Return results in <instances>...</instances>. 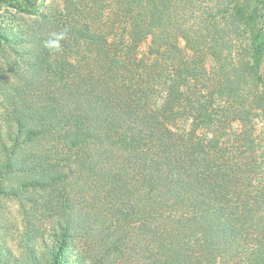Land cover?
Masks as SVG:
<instances>
[{
	"label": "trees",
	"instance_id": "obj_1",
	"mask_svg": "<svg viewBox=\"0 0 264 264\" xmlns=\"http://www.w3.org/2000/svg\"><path fill=\"white\" fill-rule=\"evenodd\" d=\"M179 1L0 22V197L50 226L0 264H264V81Z\"/></svg>",
	"mask_w": 264,
	"mask_h": 264
},
{
	"label": "rangeland",
	"instance_id": "obj_2",
	"mask_svg": "<svg viewBox=\"0 0 264 264\" xmlns=\"http://www.w3.org/2000/svg\"><path fill=\"white\" fill-rule=\"evenodd\" d=\"M124 1L125 4L130 2ZM178 3L180 27L203 26L208 30L207 39L213 38L219 43H227L234 59H256L264 81V0H180ZM67 6L74 9L67 18L71 23L77 22L80 25L86 22L87 15L96 16L109 8L118 10L122 3L121 0H0V22L7 31L21 34L25 30L33 29L40 15H48L50 18L54 15L59 19ZM166 14L173 17L174 8L170 7ZM97 19L99 18L93 21ZM212 33L215 36L212 37ZM179 43L184 46L183 36H179ZM207 55V59H212ZM34 195L40 196V192ZM48 214L38 205L26 203L22 207L16 199L0 197V243L10 248L14 258L24 261L26 256L23 244L29 226L36 229L34 246L38 249H43L39 245L43 231V239H49L50 232H46L50 227ZM129 254L127 252L124 256H118L117 260L109 264H141L136 258L128 260ZM85 259L74 253L67 263L85 264Z\"/></svg>",
	"mask_w": 264,
	"mask_h": 264
}]
</instances>
